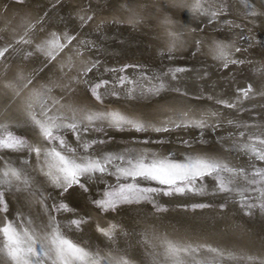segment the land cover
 Here are the masks:
<instances>
[{
	"label": "bare ground",
	"instance_id": "6f19581e",
	"mask_svg": "<svg viewBox=\"0 0 264 264\" xmlns=\"http://www.w3.org/2000/svg\"><path fill=\"white\" fill-rule=\"evenodd\" d=\"M93 1L63 0V5L62 0H0V52H4L0 56V125L27 133L31 146L43 153L57 142L45 140L32 124V116L83 127L78 138L87 131L84 136L95 135L91 126L111 123L110 131L117 130L109 118L89 121V115L115 112L128 121L112 139L87 151L75 148L78 156L125 159H113L104 174L83 178L86 192L78 185L66 191L68 204L81 205L88 215L79 231L64 227L68 228L66 235L101 255L123 257L127 264H170L164 255V241L197 249L182 257L184 264H264V214L249 218L238 206L240 193H197L198 198L224 201L221 209L205 206L160 211L147 200H133L123 203L118 214L105 223H101L102 211L90 203L92 192L116 179H127L115 170L126 166L129 158L174 163L208 159L235 169L238 176L260 178L255 173L264 168V161L245 146L264 149L259 140L247 137L264 133V76L244 77L242 73L246 68L264 67V0H229V7L219 0H201L203 13L193 11L195 0ZM99 1L104 5L101 9H97ZM234 13L249 19L240 20ZM111 32L122 40L110 41L115 37ZM218 46L228 53L227 66L225 59L217 58ZM24 50L33 54L26 58ZM169 52L180 54L178 69L182 71L175 76L187 89H159L152 99L132 92L133 96L112 104H102L90 93L93 76L110 74L123 61L159 67ZM200 65H207L212 72L198 83L194 78ZM36 75V81L30 83ZM196 86L200 93L209 89L215 95L223 94L230 104L237 97L241 100L226 105L189 89ZM100 96L104 98V94ZM249 119L261 122L240 123ZM59 131L73 149L72 130ZM87 140L80 139L82 143ZM8 163L22 172L27 183L22 178L0 184V190L10 196L7 212H0V225L6 219H16L23 226L32 221L39 239L44 238L42 225L49 216L63 227L59 218L68 212L55 211L52 206L64 191L45 176V157L27 148L0 150V170ZM111 226H115L111 239L98 230ZM0 264L9 262L0 256Z\"/></svg>",
	"mask_w": 264,
	"mask_h": 264
},
{
	"label": "snow or ice",
	"instance_id": "6c2138e0",
	"mask_svg": "<svg viewBox=\"0 0 264 264\" xmlns=\"http://www.w3.org/2000/svg\"><path fill=\"white\" fill-rule=\"evenodd\" d=\"M193 11L201 13L206 11L203 8L201 0H195ZM212 15L215 16L216 14L212 13ZM68 39L71 40L72 38L69 37ZM51 43L55 44L57 41ZM3 54L4 52H0V56ZM227 55L228 53L224 50V47L218 46L217 58L226 60ZM235 62L232 61V63ZM225 66H227V60ZM176 71H182V69H177ZM99 87L100 85L97 84L92 88V94L97 100L101 99L100 94L97 92ZM244 94L247 95V92ZM104 118H109L117 128L122 123L128 122L119 113L115 112L87 116V120L89 121ZM31 119L32 124L41 131L45 140L56 141L59 147H52L42 153L40 148L29 145L26 138L8 132L7 134L0 135V150L20 151L27 148L29 152H35L38 157L43 155L47 160L46 167L48 169L45 172V176L55 187L62 189V191H67L73 185H78L86 192V184L82 183L81 178L91 179L97 173L104 174L108 171L109 166L113 164V159H125L123 156L112 157L110 155L98 157L90 155L78 156L76 155V149L68 147L66 140L59 131L61 128L75 131L77 129L76 124H57L50 117L40 120L36 116H32ZM260 144L264 145V140H260ZM82 147L87 151L90 144L85 143ZM245 147L257 159L264 161V149L258 148L256 145H246ZM115 171L119 176L132 178L133 180L139 177L145 180H156L161 184L172 186H175L178 182H184L186 185L191 184L197 177L213 175L220 171L236 172L235 169L229 168L227 165H222L208 159H195L189 160L187 163H174L166 160L146 162V158L144 157L129 158L126 166L117 167ZM240 174H243L242 169L240 170ZM255 175L259 176L261 181H264V170H258ZM22 178L27 183V178L23 177L22 172L11 166L10 163H8L5 169L0 170V184H11L13 179L20 181ZM219 179L220 190H227L225 180L223 178ZM228 182L230 183L231 181ZM256 182V180L251 181V183ZM174 190L182 192L184 188L175 187ZM138 191L148 192L156 191V189H140L138 184H124L114 190L106 191L103 193V198L93 200L92 203L102 211L115 210L119 204L131 203L134 198L133 194ZM262 195H264V191H262ZM52 207L55 211H74L64 203L53 205ZM260 207L264 209V203ZM7 210L4 192L0 191V212H7ZM85 222L82 218L72 219L69 221V227L78 231L80 225ZM27 224L28 226H23L16 219H6L0 225V256H3L9 264H46V262L47 264H127V261L123 257L117 259L111 256H104L98 250H93L90 247L77 243L66 235L68 228L57 224L55 218L52 216H49L48 222L42 225L45 230L43 239L37 238L35 229L31 227L32 221H28ZM114 227L111 226L108 229L98 228V230L104 236L111 239ZM45 241L47 242V247ZM163 243L164 255L170 261V264H184L182 257L197 251V249H193L190 245H181L172 241H164ZM209 250L217 252V249L210 248ZM249 259L252 258L249 257Z\"/></svg>",
	"mask_w": 264,
	"mask_h": 264
},
{
	"label": "rangeland",
	"instance_id": "374dc122",
	"mask_svg": "<svg viewBox=\"0 0 264 264\" xmlns=\"http://www.w3.org/2000/svg\"><path fill=\"white\" fill-rule=\"evenodd\" d=\"M219 1H221L225 7H229L231 5V2L229 0H219ZM93 2H95V0ZM62 3L64 5L63 0H62ZM103 6H104L103 3L99 1L97 9H101V7ZM233 15L236 16V18L240 20L249 19L247 15L246 17L239 16L238 14H235V13ZM111 35L113 36L114 32H111ZM114 36L115 37L110 38L111 39L110 41L119 42L120 40H122V38L119 35H114ZM31 54H33L32 50H26V51L24 50L23 52V55L26 58L30 56ZM167 56H168L167 60L161 63V66L159 67H152L149 64H144V62L137 63L134 61H131V62L123 61L119 64V66L115 70H113L112 73L110 74L106 73L102 75L93 76L91 80V84L89 86L90 93L92 94V88L95 85L99 84L100 87L97 89V92L99 94L100 93L104 94V98L101 97V99H99V102H101L102 104H112L114 102H117L119 98L121 99L122 97L126 98V97L133 96L132 92H134L135 96H148L150 99H152L154 98L157 92L156 90H159V89H163V88L168 89L172 87H176L177 89H181V90L187 89L186 86L184 85V82H180L175 76L176 72H178L176 70L179 68L180 63H181L180 60L177 59V56H180V54L169 52ZM134 60H137V59L135 58ZM260 68H264V67H260ZM260 68L256 67L254 70H251V71L248 68H246L243 71L242 75L244 77L250 76L252 78L264 76V69H260ZM210 72H212V70L209 67H207V65H204V66L200 65L197 71L198 76L194 78V82L201 83L203 78L207 76ZM37 77H38L37 75L35 77H32V79L30 80L31 81L30 83H33L34 80L36 81ZM242 79L243 78H241L240 80ZM128 80H130V83H128ZM189 89H191L195 93L196 92L200 93L199 92L200 89H197V86L195 88L190 87ZM208 90L209 89H206V91H204V89H202L201 93L198 95L208 97L210 99H213L220 103H224L226 105H234L235 101L241 100V97L240 98L237 97L234 103L230 104L228 103V100L223 97L224 96L223 94L215 95L213 92H210ZM92 96L95 98L93 94ZM107 101L109 102L107 103ZM243 122L244 121H241L240 123L242 125H246L247 123L254 124V122H261V121L258 119L256 120L249 119L245 123ZM111 126H112L111 123H107V126L105 125V127L96 128V127L91 126L89 129L93 131L96 130V134L90 135V136L88 135L84 136V134H88L87 133L88 131H87L86 133L84 132L82 134L83 135L82 138L85 140L88 139L86 143L90 144L89 148H93L99 142L102 143L105 140H110L112 139V137H115V134L118 133L117 130L120 128H117V130L115 131H110ZM82 128H77L75 131L71 132V136L75 138L71 140L74 143L73 149L75 148L81 149L83 148L82 147L83 144H85L80 141V139L82 140V138H78L79 137L78 134L82 133V130H81ZM8 132H12L13 134L17 136L26 138V140L28 141V144L29 145L32 144L29 138V135L27 133L25 134V133L13 130L10 127H7L1 124L0 125V135L7 134ZM247 137L260 141V140H264V133H257L253 136H247ZM48 142L53 143L54 141H48ZM54 146L59 147L58 144H54ZM68 147L71 148L72 146L68 145ZM261 170H264V168ZM218 177L223 178L225 180L227 190L225 191L220 190V187H219L220 179ZM137 178L138 179H135V180H133L132 178L131 180L130 178L116 179L115 181L106 184L102 188L97 189L95 192L91 193L90 203H92L93 200H98V199L103 198V193H105L106 191L114 190L118 188L120 185H124L126 183L127 184L133 183V184H138L140 189H156V191H154L155 193H152L151 191H148V192L138 191L133 194V197H134L133 200H138V199H140V201L147 200V202L152 206V208L154 207L155 209L160 210V211L163 209L169 210L170 208L173 209L177 207L194 210V208L196 207L201 208L205 206L207 207L214 206V207H218L221 209L225 207L224 201L212 199V198L210 199L198 198L199 196L197 195L199 193H202L203 195H207V193H210L211 195H214V194L219 195L221 193L228 191L230 193L234 192V193L241 194L237 197L236 200L238 201V206L240 207V209L245 214H247L249 218L254 217L255 215L264 214V209L260 207V205L264 203V195H262V191H264V181H261V179L257 177L252 178L250 176L249 177L243 176V175L238 176L237 174H234L232 172L220 171L219 173H214L213 175H204L203 177L199 179H194L191 184L186 185L184 182H178L175 186L169 185L170 187L166 185L154 184L149 181L140 180L139 177ZM81 179H82V183H84L83 178ZM252 180H256L257 182L251 183ZM228 181H231V182L229 183ZM175 187H183L184 190L182 192H177L174 190ZM170 189H172V191ZM0 191H3V190H0ZM3 192H4V199L6 200V202H8L10 200V196L5 191ZM66 194L67 192L64 191L62 194L63 195L62 197L64 198L60 196V198L57 199L58 200L56 202L57 204H54V205H58L60 203H64L70 209L74 210L71 212L67 211L68 213L65 216L64 215L60 216L59 220L62 223L63 227H69V221L72 219H81V218L85 219L88 216L83 211L81 205L68 204V201L66 200V197L64 196ZM141 194H145L147 195V197L139 198ZM184 194L186 195L189 194L190 197L183 198L182 196H184ZM122 204H119L115 210H109V211L101 210L102 213L104 214V218L101 221V223H105L110 217H115L118 214L119 208L122 206ZM69 229L70 231H77L70 227ZM139 258L143 259V257L141 256H139Z\"/></svg>",
	"mask_w": 264,
	"mask_h": 264
}]
</instances>
